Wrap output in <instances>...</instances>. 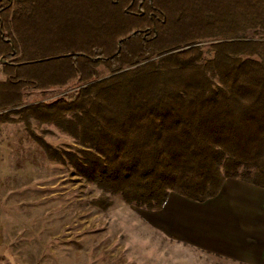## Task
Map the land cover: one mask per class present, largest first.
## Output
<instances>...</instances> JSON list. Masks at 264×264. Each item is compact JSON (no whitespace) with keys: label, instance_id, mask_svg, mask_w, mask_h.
I'll return each mask as SVG.
<instances>
[{"label":"trees","instance_id":"trees-1","mask_svg":"<svg viewBox=\"0 0 264 264\" xmlns=\"http://www.w3.org/2000/svg\"><path fill=\"white\" fill-rule=\"evenodd\" d=\"M0 75V124L98 209L264 189V0H0Z\"/></svg>","mask_w":264,"mask_h":264},{"label":"rangeland","instance_id":"rangeland-1","mask_svg":"<svg viewBox=\"0 0 264 264\" xmlns=\"http://www.w3.org/2000/svg\"><path fill=\"white\" fill-rule=\"evenodd\" d=\"M50 128L48 141L69 142ZM96 194L72 169L48 162L19 127L0 124V242L9 243L8 264H239L169 238L118 195L106 210L89 205Z\"/></svg>","mask_w":264,"mask_h":264},{"label":"crops","instance_id":"crops-1","mask_svg":"<svg viewBox=\"0 0 264 264\" xmlns=\"http://www.w3.org/2000/svg\"><path fill=\"white\" fill-rule=\"evenodd\" d=\"M144 213L178 242L239 264H264L263 188L226 179L217 195L203 202L171 192L161 210ZM8 244L0 242V264H8L3 255Z\"/></svg>","mask_w":264,"mask_h":264}]
</instances>
